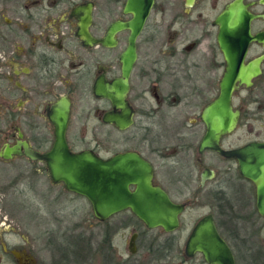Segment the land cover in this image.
<instances>
[{
  "label": "flooded vegetation",
  "instance_id": "flooded-vegetation-1",
  "mask_svg": "<svg viewBox=\"0 0 264 264\" xmlns=\"http://www.w3.org/2000/svg\"><path fill=\"white\" fill-rule=\"evenodd\" d=\"M229 1L152 0L128 78L125 98L132 122L119 129L104 118L120 108L96 95L95 87L99 80L121 77L120 56L131 31H117L113 46L87 45L78 32L86 21L91 37L103 40L112 23L134 19V12L125 11L127 0H0V264H209L199 252L185 249L193 227L204 218L234 264H264V215L257 210L255 184L239 174L234 158L198 151L205 132L199 114L217 95L225 66L213 21ZM244 2L250 13L264 14L258 0ZM249 29L251 35L264 32V20L253 18ZM262 54L264 44L251 41L243 63ZM259 69L249 87L232 93L239 116L235 128L220 137L222 149L264 142L262 130L248 138L244 134L246 128L252 132L246 106L261 102L264 110V98L255 97L264 95V60ZM59 102L68 104L71 151L91 150L104 159L135 151L151 165L152 185L181 205L173 230L147 227L130 209L98 219L86 198L89 205L80 216H67L66 206L57 203L74 192L51 181L44 160L26 156L22 145L21 153L5 156L7 147L24 142L39 153L48 151L55 127L50 111ZM258 122L264 126V120ZM104 126L129 132L122 139L129 145L116 148L113 142L103 155L98 140L92 146L84 134L70 139L71 128ZM237 130L239 143L230 142ZM19 195L33 201L31 236L6 213L8 200Z\"/></svg>",
  "mask_w": 264,
  "mask_h": 264
},
{
  "label": "water",
  "instance_id": "water-1",
  "mask_svg": "<svg viewBox=\"0 0 264 264\" xmlns=\"http://www.w3.org/2000/svg\"><path fill=\"white\" fill-rule=\"evenodd\" d=\"M194 0H185L191 5ZM264 4V0H258ZM152 0H127L125 11L134 12V19L112 23L103 40L91 37L86 21L82 22L78 35L87 45L100 42L107 46L115 44L114 35L121 29H130L127 46L121 53V77L111 82L99 80L95 94L108 98L120 112H108L105 121L119 129L127 128L131 122V110L126 101L128 78L136 59V37L143 24ZM249 3L231 0L215 16L217 26L216 42L224 58V70L218 81L217 95L204 107L199 117L205 125V132L198 144V151L209 149L225 158H234L239 174L256 186L257 210L264 215V142H250L235 149H222L221 136L230 133L236 125L239 111L231 102V96L238 87H249L257 78L259 63L264 54L243 63L249 42L264 44V32L250 34L249 24L253 18L264 14L250 13ZM89 20V16H87ZM88 24V23H87ZM68 104L59 102L50 111L55 124L54 141L48 151L39 153L27 143L7 147L5 156L12 152L23 153L31 159L44 160L52 182L62 183L66 190L86 198L95 217L105 219L124 209H130L147 227L159 226L169 231L177 226V215L181 205L171 202L157 186L152 185V167L135 151L116 153L101 158L91 150L73 152L66 141ZM134 185V190H130ZM185 249L187 253L197 251L209 264H234L232 254L224 241L217 235L209 218L200 220L190 232Z\"/></svg>",
  "mask_w": 264,
  "mask_h": 264
},
{
  "label": "rangeland",
  "instance_id": "rangeland-1",
  "mask_svg": "<svg viewBox=\"0 0 264 264\" xmlns=\"http://www.w3.org/2000/svg\"><path fill=\"white\" fill-rule=\"evenodd\" d=\"M255 90H253V93L255 94ZM255 97H262L264 98V95H259L256 94ZM259 107V108H258ZM247 108V115L249 116L247 120H249L250 124L252 125L251 131L248 132L246 127H242V132H245L246 128V133H244L246 138L251 137L254 135L255 132H259L260 130L264 131V126L260 125V122L258 120L262 119L264 120V110H263V103L257 102L252 105L246 106ZM262 109V110H261ZM258 116H261V118H257ZM95 132V134H94ZM70 139L75 137H80L82 134L86 137V139L90 142V145L96 146V140L99 142V152L103 155H106L107 153L105 152V148L107 147H113V144L115 143L116 148H124L126 146L123 145H129V142L123 141L125 143H122V139L124 136L128 134H120L116 132L114 129L110 127H98L97 129L95 128H71L70 129ZM239 130H237L231 137H230V142H236L239 143ZM96 137V138H95ZM116 139V140H114ZM116 141V142H115ZM114 142V143H113ZM120 143V144H116ZM114 146V147H115ZM113 149V148H112ZM215 166L221 167V163H215ZM26 181H24L25 183ZM44 183H47L44 179ZM42 184V183H41ZM61 189V187L56 186L55 187V193H58V191ZM29 193V192H28ZM65 201V204L63 202ZM66 206V211L65 214L67 216H80L81 215V209L85 206L88 207V203L84 197L77 196L74 193L67 194L65 196H61L59 202L57 203V206ZM33 201L30 196L22 197L19 195V198H14V199H9L5 209L8 217L12 218L14 217V222H17L19 224V230L23 232H27L30 236L33 234V228L34 224L31 219V211L33 210ZM72 210H75L72 211ZM71 211V212H69Z\"/></svg>",
  "mask_w": 264,
  "mask_h": 264
}]
</instances>
